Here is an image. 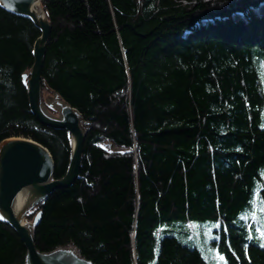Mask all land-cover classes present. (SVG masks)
<instances>
[{"label": "trees", "instance_id": "1", "mask_svg": "<svg viewBox=\"0 0 264 264\" xmlns=\"http://www.w3.org/2000/svg\"><path fill=\"white\" fill-rule=\"evenodd\" d=\"M264 0H43L42 75L90 121L81 178L27 216L42 252L94 264H264ZM40 31L0 7V143L33 139L65 175L70 135L32 114L22 75ZM103 146H110L106 150ZM0 221V264H25Z\"/></svg>", "mask_w": 264, "mask_h": 264}, {"label": "water", "instance_id": "2", "mask_svg": "<svg viewBox=\"0 0 264 264\" xmlns=\"http://www.w3.org/2000/svg\"><path fill=\"white\" fill-rule=\"evenodd\" d=\"M43 0H0V7L30 19L40 35L33 45V64L22 75L32 114L44 126L70 135V155L66 173L55 177L56 162L50 150L24 137H10L0 143V221L11 226L26 248L25 264H94L74 247L42 252L36 245L35 228L42 220L38 211L28 214L58 189L69 188L81 178L84 147L90 121L57 91L44 99L42 75L52 22L42 7ZM58 112L55 115L51 112ZM108 150V146L103 147Z\"/></svg>", "mask_w": 264, "mask_h": 264}, {"label": "rangeland", "instance_id": "3", "mask_svg": "<svg viewBox=\"0 0 264 264\" xmlns=\"http://www.w3.org/2000/svg\"><path fill=\"white\" fill-rule=\"evenodd\" d=\"M258 14H264V6L257 10ZM44 99L48 96H52V93L43 91ZM51 112L55 115H58V112L51 110ZM105 147V146H103ZM108 150L110 146H108ZM215 224L212 222L202 221L195 222L193 225V237H194V246L198 247L205 258L208 260L210 264H225V260L223 256L214 252V248L212 247V240L214 238V229Z\"/></svg>", "mask_w": 264, "mask_h": 264}]
</instances>
